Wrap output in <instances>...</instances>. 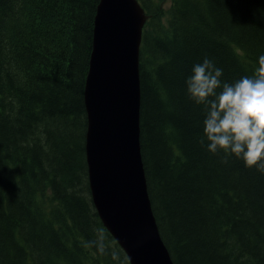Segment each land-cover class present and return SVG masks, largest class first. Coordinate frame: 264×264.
Segmentation results:
<instances>
[{
    "label": "trees",
    "instance_id": "1",
    "mask_svg": "<svg viewBox=\"0 0 264 264\" xmlns=\"http://www.w3.org/2000/svg\"><path fill=\"white\" fill-rule=\"evenodd\" d=\"M98 1L0 0V264H129L85 161ZM139 2L141 155L161 239L174 264H264V173L207 151L203 105L185 88L205 57L222 81L253 75L264 0ZM101 230L103 254L86 246Z\"/></svg>",
    "mask_w": 264,
    "mask_h": 264
},
{
    "label": "water",
    "instance_id": "2",
    "mask_svg": "<svg viewBox=\"0 0 264 264\" xmlns=\"http://www.w3.org/2000/svg\"><path fill=\"white\" fill-rule=\"evenodd\" d=\"M139 0H99L83 101L85 161L97 215L129 264H174L152 212L140 144Z\"/></svg>",
    "mask_w": 264,
    "mask_h": 264
},
{
    "label": "clouds",
    "instance_id": "3",
    "mask_svg": "<svg viewBox=\"0 0 264 264\" xmlns=\"http://www.w3.org/2000/svg\"><path fill=\"white\" fill-rule=\"evenodd\" d=\"M223 70L205 57L193 65L185 80L186 93L197 105H203V136L207 151L224 152L221 163L230 156L249 168L264 173V55H260L253 75L234 82L222 81ZM105 234L101 230L86 246L105 252Z\"/></svg>",
    "mask_w": 264,
    "mask_h": 264
}]
</instances>
